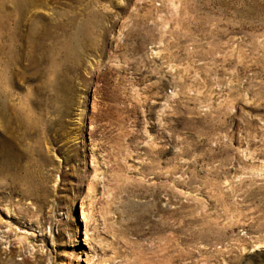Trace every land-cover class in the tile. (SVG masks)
Returning <instances> with one entry per match:
<instances>
[{
    "label": "rangeland",
    "instance_id": "1",
    "mask_svg": "<svg viewBox=\"0 0 264 264\" xmlns=\"http://www.w3.org/2000/svg\"><path fill=\"white\" fill-rule=\"evenodd\" d=\"M46 6L56 61L0 104V264H264V0Z\"/></svg>",
    "mask_w": 264,
    "mask_h": 264
},
{
    "label": "bare ground",
    "instance_id": "2",
    "mask_svg": "<svg viewBox=\"0 0 264 264\" xmlns=\"http://www.w3.org/2000/svg\"><path fill=\"white\" fill-rule=\"evenodd\" d=\"M48 4L49 0H0V104L2 105L3 103L7 105L5 100L8 92L5 85L8 86L14 76L16 66L23 65L24 60L27 59L31 65L37 67L39 62L35 57L47 54L49 59L41 58V62L50 61L53 64L56 61L51 41L57 36L56 29L66 30L69 15H62L61 22H57L55 17H45V13L42 15V10L48 8L46 6Z\"/></svg>",
    "mask_w": 264,
    "mask_h": 264
}]
</instances>
